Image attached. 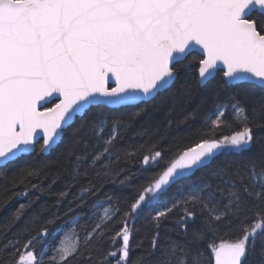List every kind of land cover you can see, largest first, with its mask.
Listing matches in <instances>:
<instances>
[{"label": "snow or ice", "instance_id": "snow-or-ice-1", "mask_svg": "<svg viewBox=\"0 0 264 264\" xmlns=\"http://www.w3.org/2000/svg\"><path fill=\"white\" fill-rule=\"evenodd\" d=\"M149 105L167 106L163 133L124 150L139 166L110 180L133 192L80 226L89 172L113 174ZM51 168L72 169L57 204L79 183L60 224L28 211ZM0 187V211L27 200L0 229L24 221L0 264H264V0H0ZM145 213L147 246L132 227ZM172 213L180 240L161 237Z\"/></svg>", "mask_w": 264, "mask_h": 264}, {"label": "trees", "instance_id": "trees-1", "mask_svg": "<svg viewBox=\"0 0 264 264\" xmlns=\"http://www.w3.org/2000/svg\"><path fill=\"white\" fill-rule=\"evenodd\" d=\"M191 59V57H189ZM222 99H226V97H222ZM160 98H157V101H154L153 104L159 103ZM150 115L139 120L136 125H133L131 128L128 129V131L124 134V138L120 141V152H121V160L119 163H115L111 166V172L112 175H109L108 177H101L100 179H97L95 177L94 172H89V177L93 180V182L98 186L97 195L91 197L88 200V204L84 209H77L76 212L80 215V226L83 227H90L92 221L90 220V214L92 211V205L96 203L98 200H106L107 197H112V203L119 204L121 207H123L124 198L129 196L133 190L134 186L136 185L137 181L133 180L131 185L124 186L119 183H111L110 180L112 179H119L120 177H116L114 173L116 171H119L120 169H124V172L126 173L128 170L135 171L138 168V162L136 159H133L131 163H127L125 159L123 158V152L124 150H130L138 147L141 143H144L148 140V137L155 133L157 130H159L161 133H163L165 128V119L167 116V106H163L155 111H153V106H148ZM173 120H181L183 119V113L180 109H177L175 112L172 113ZM191 123V122H189ZM140 133H144L143 136L140 135ZM71 172L72 169L68 168L67 171H60V174L57 175V170L55 168H51L46 170L45 174L40 177L39 180L33 181V183H37L40 185L42 192H36V193H30V198L33 200L32 207L28 210L29 215L33 213L40 214L42 217L48 216L52 213L59 214L61 216V220L57 223H64L66 222L69 217L64 215L65 210L69 206V201L73 200L76 195L79 194V183L73 184L71 189L69 190L68 196L65 198V200L57 204L58 200V193L65 191L66 186L71 183ZM11 173H9L10 175ZM89 177H81V181L84 183L87 182V179ZM196 177H193L195 179ZM53 180H55V183H53ZM22 188H17L15 191H22ZM4 195L3 188L0 187V197ZM37 197H39L37 199ZM27 200L23 197H20L18 199L12 200V202L4 208L2 211H0V229L3 228V226L7 222V218L11 215L13 211L19 206L20 203H26ZM176 213L170 214L171 219L165 221V227L161 232L162 239H168L171 237L172 239L180 240L181 237L177 235V230L172 226L173 221L176 218ZM148 216V213H145L143 216L137 218L135 220L134 225L132 227L134 228L133 232V243H140L141 241L144 243L145 246H147L148 241L150 239V225L146 217ZM28 217L26 216L25 219ZM24 221L22 220L19 224L12 227L10 231L8 232L7 236L0 235V243H3L8 238L15 237L20 227L23 225ZM119 218H117L114 222H112L110 231H114L115 229L119 228ZM77 231L81 232V235L83 234L81 231V228L78 226ZM224 239L230 238L229 235H224ZM234 235V233H233ZM21 242L23 243V237H21ZM217 242H219V239H217ZM143 252V249L136 248L134 252L132 253L133 256L141 255ZM5 259H7V256H4Z\"/></svg>", "mask_w": 264, "mask_h": 264}, {"label": "water", "instance_id": "water-1", "mask_svg": "<svg viewBox=\"0 0 264 264\" xmlns=\"http://www.w3.org/2000/svg\"><path fill=\"white\" fill-rule=\"evenodd\" d=\"M108 86L109 87H114L115 86V81L114 80H109ZM51 104H52V102L50 100L49 103L46 106H51Z\"/></svg>", "mask_w": 264, "mask_h": 264}, {"label": "rangeland", "instance_id": "rangeland-1", "mask_svg": "<svg viewBox=\"0 0 264 264\" xmlns=\"http://www.w3.org/2000/svg\"><path fill=\"white\" fill-rule=\"evenodd\" d=\"M69 242H71V234L69 233Z\"/></svg>", "mask_w": 264, "mask_h": 264}]
</instances>
